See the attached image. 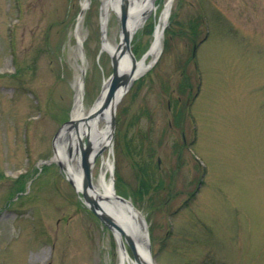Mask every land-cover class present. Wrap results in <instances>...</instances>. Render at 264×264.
<instances>
[{
  "label": "rangeland",
  "instance_id": "rangeland-1",
  "mask_svg": "<svg viewBox=\"0 0 264 264\" xmlns=\"http://www.w3.org/2000/svg\"><path fill=\"white\" fill-rule=\"evenodd\" d=\"M105 1L81 16L85 0H0V264L120 263L113 233L50 161L82 61L86 112L113 73L106 14L112 45L122 32ZM166 1L132 36L139 62ZM115 120L116 194L143 217L155 264H264V0H174L162 52Z\"/></svg>",
  "mask_w": 264,
  "mask_h": 264
},
{
  "label": "water",
  "instance_id": "water-1",
  "mask_svg": "<svg viewBox=\"0 0 264 264\" xmlns=\"http://www.w3.org/2000/svg\"><path fill=\"white\" fill-rule=\"evenodd\" d=\"M173 0H168L165 10L163 11L165 16V23L163 26V30L167 27L168 24V17L170 15V9L172 6ZM129 5L127 0H123L120 4V8L118 11H116V15L121 23V32H122V41L121 45L118 46V49H120L119 55H115L114 53L110 52L106 49V47L103 45V50L106 51L112 61L113 66V74L109 78L106 86H107V92L106 95L103 98V102L101 104L100 114H103L107 111L108 113V124H107V141L103 143V145L95 151V147L88 139V143L86 146H84L81 142V127L88 125V121L86 119L84 120H74L71 119L64 129H62L54 138L53 142V150H54V157L50 160L51 162H56L60 165L62 169L66 171V168L63 165V162L61 160L62 157L57 156V147L59 143V139L61 137L62 132H66L68 129H72L73 133L75 134V137L77 138V144L76 149H79V154L81 156V168H82V184L80 187H78L70 178V182L72 186L76 189L78 193H81L84 199L85 205L89 208L90 211H92L95 216L101 221V223L108 228L116 237L118 241V246L121 252V258L119 264H125L126 260L128 258L127 250L125 248V243L130 248V250L133 253L134 261L136 264H153V259L151 256H144L141 255L139 252V248L141 245L145 244V247L148 251L149 250V237L147 233V226L144 221V219H141V224H143V232H141V235L138 237L139 242L136 240L135 236L128 231L126 228H123L117 220L112 217L110 213H108L105 209L108 205L107 202H110L112 204L117 205H124L125 209L129 212L134 213L136 216H140V213L135 209L133 204L118 196L114 190V188L111 191L110 196H104L103 194L99 193L93 185V171L95 164L99 157H101L105 151H107L112 145L113 140L115 136V125H116V107L118 103L120 102L123 94L131 87L134 80L141 75L142 72H138V65L139 62H137L134 54L131 51V39H132V33L129 31L128 28V18H129ZM163 30L161 32V35H163ZM102 38L103 41L106 40V22L102 23ZM153 50V47L149 49V51L144 55L140 63H142L149 55H151V52ZM125 56L130 59L132 62V68L131 70H125V68L122 67V64L125 61ZM85 73L84 71L82 72ZM91 115V114H90ZM84 134L85 131L83 130ZM113 181V178H111ZM123 238L125 240V243L123 242ZM140 243V245L137 246Z\"/></svg>",
  "mask_w": 264,
  "mask_h": 264
},
{
  "label": "bare ground",
  "instance_id": "bare-ground-1",
  "mask_svg": "<svg viewBox=\"0 0 264 264\" xmlns=\"http://www.w3.org/2000/svg\"><path fill=\"white\" fill-rule=\"evenodd\" d=\"M159 0H127L129 5V20H128V28L129 31L132 34H135L138 30H140L144 25L150 16L154 15L157 10V2ZM87 2L85 0L84 7L87 5ZM121 4V0H106L104 3V8H108V6L113 5L115 10H118ZM107 15V14H106ZM165 14L160 16L159 21L156 25L155 29V41L153 45V50L151 52V56L154 58L156 57V54H159V48L161 49L162 46V35L161 31L163 30V26L165 23ZM105 20V18L103 19ZM106 21V20H105ZM81 26V24H80ZM77 29V34L79 38V45L82 44L83 39L81 38L80 32L81 27ZM104 45L107 50L110 52H113L115 55H119V50L116 48V46L112 45L109 40L106 38ZM148 59L144 60L142 63H139L138 65V72H144L146 71L150 63H147ZM153 61V59H152ZM151 61V62H152ZM83 66H80V71H85V64L84 60ZM122 67L125 68V70H131L132 64L128 57L125 56V61L122 64ZM83 79L82 77L77 81L76 83V91H77V97H76V104L74 107V110L72 112V117L74 120H84L86 119L88 121V125L81 127L80 136L81 137H87L91 144L95 147V151L98 150L105 141H107L106 135L108 129L104 126H100L101 121H105L107 124L108 120V113L107 111L103 114H100L101 104L103 102V98L106 95L107 86L104 88L103 96L100 98V100L97 102L96 106L90 111H85L84 106V88H83ZM91 114V115H90ZM85 131V134L83 132ZM62 138V139H61ZM62 140V141H61ZM76 144H77V138L75 137V134L73 131L71 133H68L67 131L62 132L61 137L59 139L58 147H57V156L62 157L61 160L63 162L64 167L66 168V172L68 174V177L78 186L80 187L82 184V168H81V156L80 154H77L76 152ZM114 173V163L112 160V151L109 152V155L107 158L102 159V165L100 168V173L97 177H93V185L94 188L104 196H110L111 191L114 188L115 190V184L114 181H112L111 178H108L110 175H113ZM116 191V190H115ZM107 208L105 209L108 213L114 217L117 222L123 227L126 228L128 231H130L136 238V240L139 242V236L141 235V232H143V224H141V216H136L134 213L129 212L125 209L124 205H117L112 204L110 202H107ZM124 242V238H123ZM137 246L140 245V243ZM125 248L127 250V245L125 243ZM129 255L128 250L126 251ZM140 254L146 256H151V252L148 251L144 245H141L139 248ZM125 264H136L135 261L128 256Z\"/></svg>",
  "mask_w": 264,
  "mask_h": 264
},
{
  "label": "flooded vegetation",
  "instance_id": "flooded-vegetation-1",
  "mask_svg": "<svg viewBox=\"0 0 264 264\" xmlns=\"http://www.w3.org/2000/svg\"><path fill=\"white\" fill-rule=\"evenodd\" d=\"M168 105H169V108L171 110V101L168 103ZM174 113H175L174 114V120L176 121V125H177V114H176V112H174ZM171 125H172V122H170V126ZM181 137H182V142H184V145L187 146V140H186V137H185V133L184 132H182V136Z\"/></svg>",
  "mask_w": 264,
  "mask_h": 264
}]
</instances>
